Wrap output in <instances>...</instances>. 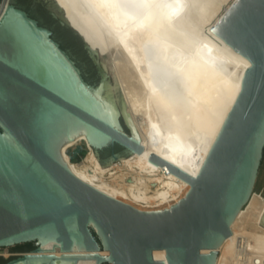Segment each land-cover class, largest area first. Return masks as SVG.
<instances>
[{
	"label": "water",
	"instance_id": "95a60500",
	"mask_svg": "<svg viewBox=\"0 0 264 264\" xmlns=\"http://www.w3.org/2000/svg\"><path fill=\"white\" fill-rule=\"evenodd\" d=\"M1 6L0 0V247H33L0 255V264H166L153 249H164L168 264H214V248L231 234L264 155V0H234L211 26L250 65L196 175L148 155L189 183L175 203L154 210L83 181L60 154L80 134L101 168L142 149L113 68L111 82L101 66L104 53L55 0ZM54 246L86 253L28 252Z\"/></svg>",
	"mask_w": 264,
	"mask_h": 264
},
{
	"label": "bare ground",
	"instance_id": "6f19581e",
	"mask_svg": "<svg viewBox=\"0 0 264 264\" xmlns=\"http://www.w3.org/2000/svg\"><path fill=\"white\" fill-rule=\"evenodd\" d=\"M55 1L86 42L104 53L107 62L101 60V65L111 78L113 68L124 111L142 146L138 153L101 168L80 134L63 145L62 158L76 176L116 199L141 210L168 208L189 183L148 155L152 152L190 175L197 174L250 65L210 29L234 0ZM6 4L1 2L2 10ZM79 140L88 152L84 159L73 161L67 149ZM262 214L264 196L251 189L230 222L231 234L214 248L218 250L214 264L264 260ZM4 249L8 256L7 246ZM28 252L86 253L58 246ZM152 254H161L168 264L164 249H153Z\"/></svg>",
	"mask_w": 264,
	"mask_h": 264
},
{
	"label": "rangeland",
	"instance_id": "374dc122",
	"mask_svg": "<svg viewBox=\"0 0 264 264\" xmlns=\"http://www.w3.org/2000/svg\"><path fill=\"white\" fill-rule=\"evenodd\" d=\"M4 1H8V0H1V2H4ZM223 6H225V4ZM105 72L108 75V79L112 82V78L110 76V73L107 70H105ZM76 147L78 149L73 153L72 151ZM67 151H68L69 154L71 153L73 156L76 157V159H74L73 161H80V160L85 158V156H86V154L88 152V147H87L86 143L83 140H79L74 145L69 147L67 149ZM70 159L72 160V157H70ZM252 189H253V191L260 192L262 194V196H264V155H262V158L260 160V163H259V166H258V169H257V173H256V177H255V181H254ZM26 245H31V242L14 244V245H11V246H7V248H8V250H11V248L15 249V248L23 247V246H26ZM2 251L4 252L5 249H3Z\"/></svg>",
	"mask_w": 264,
	"mask_h": 264
},
{
	"label": "trees",
	"instance_id": "16d2710c",
	"mask_svg": "<svg viewBox=\"0 0 264 264\" xmlns=\"http://www.w3.org/2000/svg\"><path fill=\"white\" fill-rule=\"evenodd\" d=\"M57 24L59 26H61L73 38V40L75 41V43L77 44V46L80 49H82L84 52H87L86 49L83 46V43H82L81 39L68 26L62 25L59 22H57ZM61 45H64V43L62 44V42H61ZM74 159H76L75 156L72 157V160H74Z\"/></svg>",
	"mask_w": 264,
	"mask_h": 264
},
{
	"label": "built area",
	"instance_id": "2783aa9c",
	"mask_svg": "<svg viewBox=\"0 0 264 264\" xmlns=\"http://www.w3.org/2000/svg\"><path fill=\"white\" fill-rule=\"evenodd\" d=\"M5 247L6 246L0 247V255L3 256V257H7L6 255H4V253L2 251ZM9 254H14V253H12V252L9 251ZM107 264H111V263H107ZM250 264H264V260L259 261L257 258H254L253 261L250 262Z\"/></svg>",
	"mask_w": 264,
	"mask_h": 264
},
{
	"label": "flooded vegetation",
	"instance_id": "af4514ba",
	"mask_svg": "<svg viewBox=\"0 0 264 264\" xmlns=\"http://www.w3.org/2000/svg\"><path fill=\"white\" fill-rule=\"evenodd\" d=\"M27 12L31 15V16H33V17H36V16H34L28 9H27ZM33 247V245H26V246H24V247H19V248H15V249H12L11 248V250H9L10 252H12V253H16V252H19V251H22V250H27V249H31Z\"/></svg>",
	"mask_w": 264,
	"mask_h": 264
},
{
	"label": "snow or ice",
	"instance_id": "6c2138e0",
	"mask_svg": "<svg viewBox=\"0 0 264 264\" xmlns=\"http://www.w3.org/2000/svg\"><path fill=\"white\" fill-rule=\"evenodd\" d=\"M106 2H107V0H106Z\"/></svg>",
	"mask_w": 264,
	"mask_h": 264
}]
</instances>
